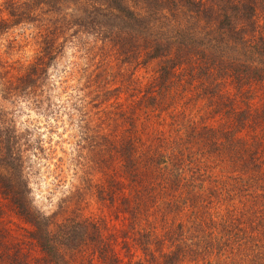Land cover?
<instances>
[{
	"label": "trees",
	"instance_id": "1",
	"mask_svg": "<svg viewBox=\"0 0 264 264\" xmlns=\"http://www.w3.org/2000/svg\"><path fill=\"white\" fill-rule=\"evenodd\" d=\"M4 2L9 19L0 18V35L10 21L48 13L39 55L18 84L9 83L27 94L33 89L36 107L65 27L93 34L124 65L156 61L157 74L125 110L115 107V126L127 124L118 134L100 124L93 130L80 102L70 103L79 112L77 146L86 140L96 148L84 164L105 176L106 184L95 185L99 197L122 205L133 239L150 257L122 254L117 233L93 219L73 213L56 221L36 209L18 136L3 118L0 194L29 225L39 254L29 253L26 236L12 239L0 227V264H151L154 243L162 264H264V100L253 101L264 91V0ZM186 97L201 101L196 115L185 112ZM167 109L171 121L153 120Z\"/></svg>",
	"mask_w": 264,
	"mask_h": 264
},
{
	"label": "rangeland",
	"instance_id": "2",
	"mask_svg": "<svg viewBox=\"0 0 264 264\" xmlns=\"http://www.w3.org/2000/svg\"><path fill=\"white\" fill-rule=\"evenodd\" d=\"M4 1L0 0V18L9 19ZM47 17L48 13H40L34 22L13 24L10 21L9 27L0 35V119L9 121L18 136L24 174L32 191V204L45 214H53L56 221L73 213L80 218L93 219L105 226L108 234L117 233V248L122 254L129 250L127 256L133 255L136 259L150 257L133 239L137 237L128 228L130 222L121 212L122 205L99 197L95 185L106 184L105 176L92 165L84 164V158L94 155L96 148L86 140L80 142L83 147L77 146L79 112L71 109L70 103L80 102L82 109L90 114L93 130H97L100 124L104 132L109 128L118 134L127 124L118 120L115 126L112 119L115 107L118 105L117 112L125 110L139 95L138 87L143 88L157 74L156 61L139 66L124 65L110 45H105L93 34L74 35L73 27H65L63 33L55 38L56 48L54 58L47 66V78L36 89L40 99V105L36 107L33 89L27 94L25 90L10 88L9 83L18 84L16 78L24 75L39 55L43 43H40L38 35ZM261 91L262 97L253 101L259 103L264 100V91ZM181 104L185 106L186 113L196 115L201 101L186 97L182 98ZM169 111H163L162 117L157 115L153 120L163 125L168 123L171 121L167 116ZM143 121L142 114L137 116L136 127L140 130ZM90 133L93 136L94 132ZM214 167L217 174L224 170L220 166ZM156 225L161 228L159 221ZM143 226L148 230L147 224ZM0 227L6 229L12 239H24L26 236L29 253L32 256L39 254L27 237L29 225L16 213L10 200L1 194ZM150 251L155 258L151 264H162L161 245L159 248L154 243Z\"/></svg>",
	"mask_w": 264,
	"mask_h": 264
}]
</instances>
